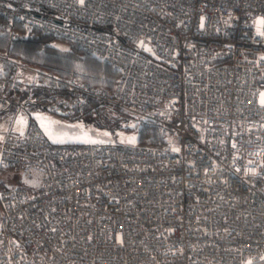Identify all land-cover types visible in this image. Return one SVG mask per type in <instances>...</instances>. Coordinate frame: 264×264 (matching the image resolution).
Instances as JSON below:
<instances>
[{"label": "built area", "instance_id": "built-area-1", "mask_svg": "<svg viewBox=\"0 0 264 264\" xmlns=\"http://www.w3.org/2000/svg\"><path fill=\"white\" fill-rule=\"evenodd\" d=\"M0 17L117 70L108 90L35 70L66 86L50 111L120 108L162 134L59 144L11 124L0 165L40 182L0 188V264H264V0H0ZM0 56L1 114L30 67Z\"/></svg>", "mask_w": 264, "mask_h": 264}, {"label": "rangeland", "instance_id": "rangeland-1", "mask_svg": "<svg viewBox=\"0 0 264 264\" xmlns=\"http://www.w3.org/2000/svg\"><path fill=\"white\" fill-rule=\"evenodd\" d=\"M5 20V19H4ZM4 30L0 32L2 35L7 36L9 42H14L11 38V31L13 28L18 29L16 24H12L5 20ZM21 32V38L29 37L30 33ZM55 40L51 44L59 50L65 57L66 64L62 66L48 67L41 64L39 61L35 65H28L21 58H13L8 52H0V55H10L12 59L20 60L23 64L30 68L22 67L15 75L23 83L24 88L21 90L28 94V89L31 85H35L34 97L38 100L36 104H29L27 108L17 111V105L4 110L0 114V143L4 137V133L11 124L12 130L18 134H24L28 128L31 119L44 130L47 137L51 142L59 144H89L97 142H156L162 136L158 127L138 117L137 115L126 111L124 109L116 108L111 110L107 107L100 106L96 109L94 106L89 105L83 117L72 120L69 117L50 111L47 108L46 98H50L52 91L57 88L59 93L66 92V86L58 84L55 79L48 77L45 74L36 76V71H45L52 73L61 79L69 81H82L87 80L91 83L101 86L105 89H111L116 80V69L111 65L101 61L100 59L81 51L83 55L94 57L97 61L101 62L102 67H108L115 72V75L107 74L103 69L96 71L90 67L89 62H85L83 57H76L72 50L74 44L64 39ZM19 39V40H20ZM12 73L9 62L0 56V76H10ZM9 93L8 97L16 104L14 95L21 93ZM2 91H0V95ZM27 93V94H26ZM24 99V97L22 98ZM21 99V100H22ZM20 101V100H18ZM12 110L5 114L8 110ZM3 117V118H2ZM11 123V124H10ZM24 168L4 167L0 165V188L9 187L21 182L22 179L28 183H35L39 174L32 170L31 174L26 175Z\"/></svg>", "mask_w": 264, "mask_h": 264}, {"label": "trees", "instance_id": "trees-1", "mask_svg": "<svg viewBox=\"0 0 264 264\" xmlns=\"http://www.w3.org/2000/svg\"><path fill=\"white\" fill-rule=\"evenodd\" d=\"M6 21L0 17V32L4 30V25ZM18 29H23L20 24H16ZM24 30V29H23ZM55 38L51 35L44 34L39 31H34L30 33L29 37L25 39H20L18 41L9 42L7 36L0 33V52H8L13 58H21L23 62L28 65H35L39 61H42L41 64L53 67V66H62L66 64L65 57L63 54L54 47L51 42ZM72 53L76 57H83V60L89 62L90 67L94 70L105 71L107 74L115 75V72L108 67H102L101 62L97 61L94 57L83 55L79 48L74 45ZM116 78L118 72L116 71ZM152 126L156 127L152 124Z\"/></svg>", "mask_w": 264, "mask_h": 264}, {"label": "crops", "instance_id": "crops-1", "mask_svg": "<svg viewBox=\"0 0 264 264\" xmlns=\"http://www.w3.org/2000/svg\"><path fill=\"white\" fill-rule=\"evenodd\" d=\"M52 93H53V91H52ZM51 93V94H52ZM27 94V93H26ZM23 97H25V93L24 92H22L21 91V93H19V94H17V96L16 95H14V98H15V103L18 101V100H21ZM47 99V98H46ZM46 101V100H45ZM16 104H14L13 103V107L15 106ZM12 110V108L10 109V110H8L7 112H5V114L6 113H8V112H10ZM3 118V117H2ZM1 121V120H0ZM11 124V123H10ZM10 127V126H9ZM26 170V169H25ZM30 172H32V171H29V170H26V172H25V174L26 175H29V174H31ZM36 173H38L39 175H40V173L38 172V171H35ZM39 182H40V176H39V178H38V180L35 182V183H32V184H30V183H28L26 180H24V179H22L21 180V184H24V185H26V186H28V187H35V186H37L38 184H39Z\"/></svg>", "mask_w": 264, "mask_h": 264}, {"label": "snow or ice", "instance_id": "snow-or-ice-1", "mask_svg": "<svg viewBox=\"0 0 264 264\" xmlns=\"http://www.w3.org/2000/svg\"><path fill=\"white\" fill-rule=\"evenodd\" d=\"M261 24H264V21H261ZM262 34H264V33H262Z\"/></svg>", "mask_w": 264, "mask_h": 264}]
</instances>
